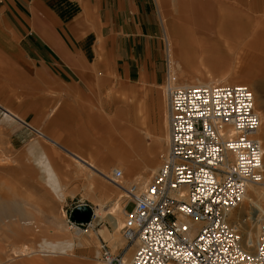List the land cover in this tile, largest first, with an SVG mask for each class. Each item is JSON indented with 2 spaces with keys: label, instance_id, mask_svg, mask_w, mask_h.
<instances>
[{
  "label": "rangeland",
  "instance_id": "obj_1",
  "mask_svg": "<svg viewBox=\"0 0 264 264\" xmlns=\"http://www.w3.org/2000/svg\"><path fill=\"white\" fill-rule=\"evenodd\" d=\"M165 1L152 0L156 11L159 43L161 45L163 81L158 84H149L148 82L118 79L111 81L110 84L102 83L101 89L92 91L91 95L86 96L89 99H94V104L86 101L85 106L86 110L91 108L96 110L93 113L86 112V117L92 116L93 122L101 118L103 120L102 127L97 126L95 122H92L91 126H87L90 121L80 120L78 124H85L86 126L79 130L82 132L84 130L90 135L94 134L89 136L93 139L88 137L90 141L88 142L80 136L76 142H72V146L66 145L71 150L81 153L85 158L97 160L96 162L107 176L111 174L112 169L122 170L123 177L119 183L124 186L133 181H149L159 168V155L168 148L169 118L165 86L170 82L169 76L171 74L173 86L203 85L206 82L211 83L212 77L226 78L222 83L212 82V84L248 85L254 93L256 111L262 112L263 115L261 129L255 138L260 139L264 147V52L251 51L244 42V38L241 37V40L231 42V47L223 54V58L226 59H224L222 70L218 66L211 68L204 64L209 57H204L203 54L197 56V65L193 70L186 68L184 58L175 55V53L170 58L168 56V47L165 42L166 32L163 31V24L165 28L167 26L165 21L169 22L173 17L170 14H163ZM243 2H246V5L256 4L253 14L260 16L263 23L264 0H243ZM247 7L250 6H244L245 9ZM252 33L246 34L247 38ZM228 35L229 33L221 35L220 41H225L224 38ZM248 52L250 55L253 54L254 58L244 55ZM29 86V81L15 80L13 75L5 74L0 70V101L16 111L10 110L11 113H8L0 107V159L2 158L0 163V195L3 199L13 202L12 204L19 209L28 211L34 217V221H37L30 230L21 227L20 222H17L19 221L17 216V218H13V223L10 224L6 219L5 223L1 224L0 258L4 259L15 247L24 243H31L36 252L29 257L16 258L8 264H104L101 251L102 242L109 246L112 253L121 252L125 253V257H131L134 251L133 246L131 247V244L126 243L122 231L115 239H112L111 232H113L114 227L109 216L106 215L108 209H112L115 203H118L119 208L115 214L124 221L125 214H122L121 210L126 211L129 206L125 204L123 191L114 185L116 183L110 182L103 175L92 171L85 163L80 161L79 163L73 159L72 153L68 150L60 149L51 144L48 139L51 134H48L44 129L43 133L39 127H35L34 119L30 120L29 118L31 109L24 102L29 97L25 87ZM144 90L148 91V97L144 96ZM115 108L118 109L115 110ZM120 111L127 112H124V117L121 119L117 115ZM12 115H17L23 121L15 123ZM22 116H25L27 121ZM130 117H136V122L130 120ZM117 121L118 123L115 124ZM50 122L51 118L48 123L50 124ZM111 124L115 125L113 131L117 135L123 131L134 134L135 129L142 127L140 129L142 132L136 130L139 138L135 142L136 147L131 154L128 153L123 157H121L122 154H96V145L100 146L101 152L105 150L104 146L106 147V145H103V142L100 143L99 138L95 135L99 128L105 127L104 132H108L107 126ZM42 126L43 124L41 129ZM147 133L151 136H145ZM154 135H158L161 139L160 145L157 148L154 147L155 150L150 145ZM42 159H48L52 166H44L40 163ZM48 171H53L55 176L49 175V177ZM55 177L58 178L56 181ZM91 181H93L95 188L99 187V192L92 190L89 184ZM258 188L261 192L258 203L264 209V190L262 187ZM244 200L240 207L234 211L232 217L242 227V231L248 233L245 223L249 222V220L246 222V219L250 216L255 204L253 205L248 199ZM99 201L106 205L103 218L94 215L93 225L82 227V231L79 229L76 231L69 227L67 219L76 205L86 203L94 209L97 208ZM256 227L251 231L254 239L258 233V225ZM32 229L36 231L34 232ZM49 242L63 246V253H48L49 250L46 251L42 246L47 248Z\"/></svg>",
  "mask_w": 264,
  "mask_h": 264
},
{
  "label": "built area",
  "instance_id": "obj_2",
  "mask_svg": "<svg viewBox=\"0 0 264 264\" xmlns=\"http://www.w3.org/2000/svg\"><path fill=\"white\" fill-rule=\"evenodd\" d=\"M167 105L168 148L151 179L124 186L120 169L106 177L125 195L122 235L134 251L114 254L102 242L103 263L264 264V211L255 239L232 217L250 186L264 190L253 91L245 84L178 86ZM67 220L81 230L94 214L88 223Z\"/></svg>",
  "mask_w": 264,
  "mask_h": 264
},
{
  "label": "crops",
  "instance_id": "obj_3",
  "mask_svg": "<svg viewBox=\"0 0 264 264\" xmlns=\"http://www.w3.org/2000/svg\"><path fill=\"white\" fill-rule=\"evenodd\" d=\"M227 1V14L238 20L221 23L216 29L223 26L230 31H242L248 25L253 26L256 18L263 20L253 14L256 4ZM185 6L182 0L164 2L163 14L173 17L165 21L167 30L174 31L179 23L177 13L187 11ZM214 8L199 9L202 12ZM159 41L152 0H0V70L13 75L15 80L29 81L30 86L25 87L29 97L24 102L31 109L30 120L34 119L38 125L35 127L43 133L44 129L51 134L49 137L57 142L54 146L73 154L82 155L66 145L72 146L80 136L90 142L85 137L87 132L79 130L86 125L78 121L88 120L87 126L92 125L94 118L86 117V112L96 110L85 109L87 102L94 104V99L86 97L92 91L101 89L102 83L118 79L149 84L163 81ZM225 42L219 41L222 45ZM144 96L148 97V91L144 90ZM130 120L136 122L137 118ZM140 129H135L130 154L136 147ZM150 145L155 150L153 141ZM104 149L102 153L109 155ZM96 154L101 155L97 151Z\"/></svg>",
  "mask_w": 264,
  "mask_h": 264
},
{
  "label": "bare ground",
  "instance_id": "obj_4",
  "mask_svg": "<svg viewBox=\"0 0 264 264\" xmlns=\"http://www.w3.org/2000/svg\"><path fill=\"white\" fill-rule=\"evenodd\" d=\"M182 1L184 3H186L187 6H185V8H186L185 10H187V11H183L182 13H177L179 23H176V26L172 29L174 31L167 30V26H165V28H164V30L166 32L165 38H166V44L168 47L169 58L172 54L175 53V55H178L179 57H182L185 59L186 68L193 70L197 65V61H196L197 56L199 54H203L204 57H209L208 60L205 61L204 64H207L211 68L218 66V68L221 69L224 65L223 64L224 59H226V58H223V54H225V51H227L229 49V47H231V45H230L231 42H235L237 40L239 41V39L241 37L244 38V42L246 43L247 47H249L251 49V51H257L258 50V51L264 52V24H263L264 21H263V23H262V21H259L261 19L256 18V20L254 22L255 24L253 26L248 25V26L244 27V29L242 31H238V30L230 31L229 29H227V27H223V26H220L219 29H216L215 27L219 26V24H221V23L222 24H227V23L230 24V23H234L238 20V17H235V16L233 17L232 15L227 14V12H228V9H227L228 8V1L227 0H215L214 4H210L212 2L210 0H182ZM209 6H214V7H216V9L214 8L215 10H210V11L204 10L202 12L199 9L200 7L209 8ZM171 8H173V7H171ZM178 8H180V7H178ZM190 8H193L192 9L193 12L190 11ZM183 10H184V8H183ZM199 12H201V13H199ZM209 12L214 13V14H210ZM229 16H231V17H229ZM162 19H164V18L162 17ZM250 19H249V21H250ZM254 26H255V28H254ZM174 32L176 33V35L171 36ZM226 33H229V35L225 39L226 42L222 45L219 43V41H220L219 37L221 35L226 34ZM249 33H252V34L249 35V37L247 38L246 34H249ZM212 34L216 35L217 37H215V39H214L212 37ZM244 55H246L250 58H254V55L253 54L250 55L249 52L244 53ZM169 62H170V59H169ZM169 79H170V82L167 83L165 86L166 95L168 94V92L172 88L178 87V86H173L172 74L169 76ZM225 80H226V78H219V77L213 78L212 77L210 82L212 81V82H221L222 83ZM212 82L211 83L206 82V83H203V85H211ZM191 84H195V83H191ZM183 86H200V85H183ZM254 100H255V98H254ZM0 107L8 113H11L10 110L14 111V109H11L9 106L4 105L1 101H0ZM124 112L120 111L119 113H117V115L120 116L119 119L124 117ZM125 113H127V112H125ZM261 113L262 112L257 111V114L260 118V126H259L257 132L255 133V135L261 129V122H262L261 120L263 118V115ZM12 116L14 117L15 123L18 121H23L17 115H12ZM115 117H117V116H115ZM102 123H103V120L101 118L95 120V124L99 127H102ZM110 123H111V121H110ZM116 123H118V121L115 122V124ZM114 127H115V125H112V124L107 126V128L109 129L108 132L107 131L104 132V130L106 129L105 127L102 129L97 128L99 131L96 133L95 136H97L99 138L100 143L103 142L104 143L103 145H106V148L108 150L107 153H109V152L111 153V154L109 153V155L122 154L121 157H123L125 155H128L129 150H131L130 146H131L132 137L134 134L127 132V131H123V133L120 134V132H119V135H117L116 132L113 131V129L115 130ZM124 130H126V129H124ZM92 135H94V134H92ZM89 136H90L89 133H85L86 139ZM145 136L150 137L151 135L147 133ZM48 139L52 140V144L53 143L57 144V142L55 140H53L51 137H48ZM152 140L155 143V146L157 148L158 145H160V142H159V141H161L160 137H158V135H154ZM259 141H261V140L259 139ZM96 144H98V143H96ZM95 149H96L97 153H99V154L101 153V155H104L100 151L101 149H100L99 145H96ZM0 157H1V155H0ZM16 157H17V155H16ZM72 157H73V159H75L78 162L80 161L82 163H85L89 168H91L92 171L98 172L99 174L103 175L104 177L112 176V174L116 170V169H112L113 171H111V174L107 176L102 171L101 166H99V164L96 162L97 160L95 161V159H93V158L88 159L82 155L73 154V153H72ZM1 159H0V163H1ZM263 161H264V159H263ZM40 163H42L44 166H47V165L52 166V164H49L51 162H49L48 159H42V160H40ZM262 169L264 171V162H263ZM146 170H149V168H146ZM51 172H52V174H51ZM51 172L50 171L47 172L48 176L49 175L55 176V173L53 171H51ZM145 172L147 173V171H145ZM57 179L55 177V181ZM93 180L95 181V179H93ZM89 184H90L92 190H95L96 192L98 191L99 187L95 188L93 181H91ZM114 185H116L118 188H120L119 185H117V184H114ZM258 187L259 186H250L247 193H246V196L244 198V199L250 200L253 203V205L255 204V207H256V208L254 207L252 209V211L250 212V216L248 217V219H246V222H247V220H249V222L245 223L246 224L245 227L248 229V236H250L249 237L250 239L253 238L252 233H251L252 229L254 227H256V225H258V218H259L258 216L260 215L261 212L264 211V209L258 203V201L260 200V195H261V192H260ZM52 189H55V188L52 187ZM101 189L102 188L100 187V190ZM12 203L13 202H11V201H7V200L3 199L0 195V225L5 223L6 219L8 220V222L10 224L13 223L12 222V221H14L13 218L15 219V217L17 216V217H19L18 218L19 221H17V222H20L21 227L24 229L30 230L33 227V225L35 223H37V221H34L35 220L34 217H32V215L28 211L23 210V209H19L17 206H14ZM105 206L106 205H104L102 202L99 201L97 204V208L93 209L94 215L95 216L98 215L101 218H103L104 212H105L104 211ZM118 208H119V204L115 203L114 207L112 209H108V212L106 213V215L109 216V219L111 220V223L114 227V229L112 230L113 232H111L112 239H115L119 235V233H121L122 228H123V222L124 221H122L115 214V212L117 211ZM121 211H122V214L123 213L125 214V211L123 209ZM67 222H68V220H67ZM91 225H93V222ZM37 227H39V226L37 225ZM39 230L40 229L38 228V231ZM74 230H76V229H74ZM80 231H82V230H80ZM33 236H34V233H33ZM47 245H48L47 246L48 249L46 247H43V246H42V248H44L46 251L49 250L48 253H50V252L58 253V254L63 253V251H62L63 250L62 248H64L63 246L61 247L59 244L50 243V242L47 243ZM34 249L35 248L33 247V245H31V243L30 244L24 243L19 247L13 248L11 250V253L7 254V256L4 259L0 258V264H8L16 258L22 259V257H29L32 253L36 252ZM59 250H61V251H59ZM16 264H18V263H16Z\"/></svg>",
  "mask_w": 264,
  "mask_h": 264
},
{
  "label": "water",
  "instance_id": "obj_5",
  "mask_svg": "<svg viewBox=\"0 0 264 264\" xmlns=\"http://www.w3.org/2000/svg\"><path fill=\"white\" fill-rule=\"evenodd\" d=\"M94 211L92 207L86 203L76 205L70 215V220L77 223H88L93 217Z\"/></svg>",
  "mask_w": 264,
  "mask_h": 264
}]
</instances>
